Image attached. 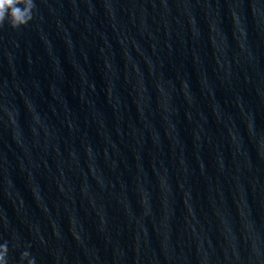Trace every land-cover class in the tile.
Listing matches in <instances>:
<instances>
[{
	"label": "water",
	"instance_id": "obj_1",
	"mask_svg": "<svg viewBox=\"0 0 264 264\" xmlns=\"http://www.w3.org/2000/svg\"><path fill=\"white\" fill-rule=\"evenodd\" d=\"M32 257L264 264V0L0 23V260Z\"/></svg>",
	"mask_w": 264,
	"mask_h": 264
},
{
	"label": "clouds",
	"instance_id": "obj_2",
	"mask_svg": "<svg viewBox=\"0 0 264 264\" xmlns=\"http://www.w3.org/2000/svg\"><path fill=\"white\" fill-rule=\"evenodd\" d=\"M21 5H24L21 7ZM34 8V0H0V23L5 18L8 19L11 27H18L21 24L27 23L32 17V9ZM23 256L29 253H22ZM0 264H5L0 260ZM29 264H35V257L29 261Z\"/></svg>",
	"mask_w": 264,
	"mask_h": 264
}]
</instances>
